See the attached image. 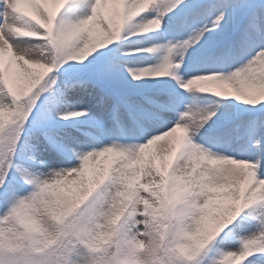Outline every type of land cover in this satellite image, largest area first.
<instances>
[{"label": "snow or ice", "instance_id": "6c2138e0", "mask_svg": "<svg viewBox=\"0 0 264 264\" xmlns=\"http://www.w3.org/2000/svg\"><path fill=\"white\" fill-rule=\"evenodd\" d=\"M0 264H264V0H0Z\"/></svg>", "mask_w": 264, "mask_h": 264}]
</instances>
